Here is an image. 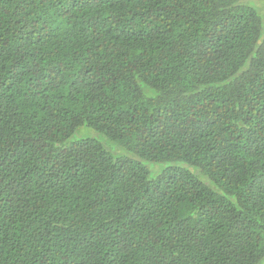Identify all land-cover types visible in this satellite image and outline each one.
Wrapping results in <instances>:
<instances>
[{
    "label": "trees",
    "instance_id": "1",
    "mask_svg": "<svg viewBox=\"0 0 264 264\" xmlns=\"http://www.w3.org/2000/svg\"><path fill=\"white\" fill-rule=\"evenodd\" d=\"M249 1L0 0V264H264Z\"/></svg>",
    "mask_w": 264,
    "mask_h": 264
},
{
    "label": "rangeland",
    "instance_id": "2",
    "mask_svg": "<svg viewBox=\"0 0 264 264\" xmlns=\"http://www.w3.org/2000/svg\"><path fill=\"white\" fill-rule=\"evenodd\" d=\"M264 1V0H261V2ZM250 5L254 6L258 11L259 13L261 14L262 18H263V23H264V9L263 7L260 5V3H257L256 1H249L248 2ZM96 133L89 127L87 126H82L75 134V138H78V137H87V136H93L95 135Z\"/></svg>",
    "mask_w": 264,
    "mask_h": 264
}]
</instances>
